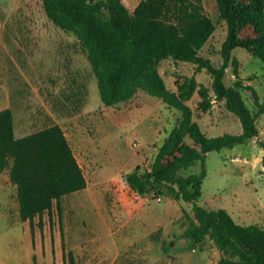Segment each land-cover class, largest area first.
Wrapping results in <instances>:
<instances>
[{
    "label": "rangeland",
    "instance_id": "rangeland-1",
    "mask_svg": "<svg viewBox=\"0 0 264 264\" xmlns=\"http://www.w3.org/2000/svg\"><path fill=\"white\" fill-rule=\"evenodd\" d=\"M123 1L133 11L141 0ZM202 1L216 29L200 54L219 66L227 23L217 0ZM234 54L243 84L253 85L262 100L264 62L244 47L235 48ZM159 69L171 90L193 74L212 87V74L192 62L168 58ZM235 81L230 65L225 83ZM242 93L255 112L251 90ZM200 100L196 92L188 104L209 137L243 131L224 99H215L208 111L200 109ZM6 107L13 110L17 137L60 124L88 185L63 196L61 211L55 205L44 213L42 227L37 216L33 235L30 221L20 215L17 185L7 170L0 171V264H217L235 257L216 244L211 231L199 244L184 236L192 220L199 223L193 202L168 189L138 194L125 179L137 165L151 168L178 125L180 110L144 90L107 106L80 39L48 17L44 0H0V109ZM257 124L258 136L207 153V174L197 202L227 209L240 224L264 228V112ZM199 170L196 163L180 171L171 185L180 190V177Z\"/></svg>",
    "mask_w": 264,
    "mask_h": 264
},
{
    "label": "trees",
    "instance_id": "trees-1",
    "mask_svg": "<svg viewBox=\"0 0 264 264\" xmlns=\"http://www.w3.org/2000/svg\"><path fill=\"white\" fill-rule=\"evenodd\" d=\"M217 3L227 23L219 66L200 54L216 29L202 0H141L133 11L123 0H44V8L57 26L80 39L107 106L144 90L181 112L178 125L165 138L151 168L142 170L137 165L126 174L129 186L142 195L168 189L193 202L199 223L192 220L184 236L199 244L211 231L216 244L235 255L217 264H264L263 227L240 224L227 209H209L197 202L207 174V153L258 136L257 120L264 112V98L260 99L253 85L243 84L239 58L234 55L235 48L244 47L264 62V0ZM168 58L208 69L213 76L212 87L193 74L177 82V90H171L159 69ZM230 65L236 76L234 85L225 83ZM246 88L252 92L255 112L244 99L242 90ZM196 92L203 111H208L215 99H224L227 109L240 118L243 131L209 137L194 120V109L188 104ZM260 144L264 148V140ZM196 163H200V170L181 176L180 190L171 185L175 175ZM4 170L17 185L20 215L30 221L33 235L37 216L42 227L44 213H51L55 205L61 211L63 196L88 185L64 128L55 123L17 137L10 107L0 109V171Z\"/></svg>",
    "mask_w": 264,
    "mask_h": 264
},
{
    "label": "crops",
    "instance_id": "crops-1",
    "mask_svg": "<svg viewBox=\"0 0 264 264\" xmlns=\"http://www.w3.org/2000/svg\"><path fill=\"white\" fill-rule=\"evenodd\" d=\"M235 55V54H234ZM74 150V149H73ZM75 153V152H74ZM76 155V154H75ZM77 157V156H76ZM79 161V160H78Z\"/></svg>",
    "mask_w": 264,
    "mask_h": 264
}]
</instances>
